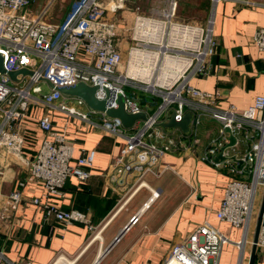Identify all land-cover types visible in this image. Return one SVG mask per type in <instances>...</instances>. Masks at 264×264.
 Returning <instances> with one entry per match:
<instances>
[{
    "label": "built area",
    "instance_id": "built-area-1",
    "mask_svg": "<svg viewBox=\"0 0 264 264\" xmlns=\"http://www.w3.org/2000/svg\"><path fill=\"white\" fill-rule=\"evenodd\" d=\"M211 1L217 4L226 0ZM232 1L243 6L257 4L254 0ZM35 2L0 0V54L6 69V72L0 71V146L6 145L14 153H20L25 134L23 122L31 106L48 109L38 120V128L46 137L30 159L26 177L19 181L18 189L9 194V206L15 208L23 200L22 190L29 182L36 181L41 185L44 200L35 197L32 202L41 205L47 217L53 214L66 223L84 219L81 213L59 209L52 199L63 193L68 177L84 181L91 176L96 151L84 149L72 164L74 144L54 129V111L77 117L126 139L125 155L134 167L142 165L155 153L172 148L173 138L157 130V123L167 121L172 113L179 121L186 112H191L192 119H196L195 127L204 118L219 123V135L212 139L202 159L216 167L227 168L230 173L217 212L218 219L246 232L255 212L258 191L264 189V95H259L246 109L236 105L221 108L215 93L192 85L193 78L207 75L212 67L211 57L218 46L213 19H209L207 25L177 20V0H171L169 11L162 16L137 13L124 59L118 49L115 24L104 20L107 8L100 0H76L59 23L45 19L52 2L34 14ZM118 6H111V9L116 11ZM101 27H107L109 32H102ZM252 40L264 52V27L255 30ZM22 68L32 73H20L17 81L12 80L8 71ZM25 80V85L20 86ZM79 82L97 86L96 97L105 99L107 108H117L119 95H122L127 112L145 111L148 118L138 120L141 126L131 134H127L120 118L110 117L104 111L93 110L102 116L101 121H94L80 109L87 105L82 98L73 96L77 100L72 105L65 101L70 95L60 91L61 87ZM41 83H47L50 90L44 92ZM127 87L133 90L131 94L127 93ZM138 91L159 99L154 112L144 109ZM227 128L236 137V143L230 147H225L230 142ZM241 133L249 148L238 166L234 159L237 155L229 149H235ZM161 139L165 142H159ZM194 141L199 142V138L195 136ZM219 153L225 158L216 162L214 158ZM136 221L137 217H132L131 223ZM232 242L212 223L205 221L172 248L163 264H220L224 245ZM236 244L241 246L242 243ZM257 247L264 251V223ZM0 264L21 263L13 262L0 249Z\"/></svg>",
    "mask_w": 264,
    "mask_h": 264
},
{
    "label": "crops",
    "instance_id": "crops-1",
    "mask_svg": "<svg viewBox=\"0 0 264 264\" xmlns=\"http://www.w3.org/2000/svg\"><path fill=\"white\" fill-rule=\"evenodd\" d=\"M73 1L36 0L32 11L37 14L52 2L45 19L59 23ZM254 1V6H243L232 0L217 4L210 0L209 19H213L218 46L211 57L210 73L193 78L191 83L215 93L221 108L236 105L246 109L259 95H264V52L252 40L255 30L264 27V0ZM115 12L108 9L104 20L115 24L118 49L126 59L131 28L125 31ZM100 30L109 32L107 27ZM69 97L73 96L65 101L76 104L69 102ZM87 106L80 109L94 121H101V114ZM144 109L148 113L156 110L150 106ZM46 111L45 106H31L23 122L25 134L20 153L0 146V249L10 260L21 264H163L177 243L186 239L198 224L209 221L234 242L224 245L220 264H264V251L258 247L253 250L264 189L260 194L258 191L246 232L217 217L230 173L227 168L218 170L202 159L212 138L198 126L202 120L216 122L211 118L202 119L197 127L190 125L188 132L157 126V130L173 138L172 148L157 152L134 167L125 155L126 139L54 111V129L74 144L72 164L84 149L96 151L91 176L84 181L68 177L63 193L52 199L59 209L76 211L84 219L66 223L53 214L47 217L42 206L32 202L35 197L44 200L41 185L36 181L29 182L22 190L23 200L15 208L10 207L9 194L26 177L29 161L46 137L38 128V120ZM140 126L138 121L127 128V134ZM195 136L199 142L194 141ZM159 142L164 143L165 139ZM248 148L241 133L239 143L229 152L241 159ZM134 216L137 221L131 223ZM239 242L241 246L236 244Z\"/></svg>",
    "mask_w": 264,
    "mask_h": 264
},
{
    "label": "rangeland",
    "instance_id": "rangeland-1",
    "mask_svg": "<svg viewBox=\"0 0 264 264\" xmlns=\"http://www.w3.org/2000/svg\"><path fill=\"white\" fill-rule=\"evenodd\" d=\"M75 1L76 0L72 2V5ZM100 2H102V5H104L107 10L110 9L111 6L119 5L115 14L117 20L122 21L121 26L125 31L131 28L133 19L137 13L142 12L144 14L162 16L166 14L171 7V0H100ZM211 11L212 4L210 0H177L175 18L180 21L205 25L210 17ZM109 13L112 14V11L109 10ZM25 82H27V80H25L24 83H20V86L25 85ZM41 85L43 86L44 92L50 90L47 83H41ZM126 91L128 94L133 92V90L129 87L126 88ZM137 94L139 95V100L143 101L144 107L149 105L151 108L157 109L159 99L156 96L140 91H138ZM69 98L73 99H69V102H75L77 100L75 97ZM207 121L208 120L201 121L200 125L198 126L199 130H205L206 132L208 131L211 134L212 139L218 137L219 123ZM216 168L218 170L222 169L220 167ZM261 190L262 189H260L259 194Z\"/></svg>",
    "mask_w": 264,
    "mask_h": 264
},
{
    "label": "water",
    "instance_id": "water-1",
    "mask_svg": "<svg viewBox=\"0 0 264 264\" xmlns=\"http://www.w3.org/2000/svg\"><path fill=\"white\" fill-rule=\"evenodd\" d=\"M0 71L6 72V69L4 67V58L1 54H0ZM20 73L31 74L32 71L26 68H22V69L15 70V71H8L9 76L14 81L18 80V74ZM50 86L53 87L51 84ZM97 88H98L97 86H89L84 82H79L78 84L74 86L61 87L60 91H62L66 95L82 98L92 110L101 111V112L104 111L110 117L120 118L122 121V124L126 128H132L138 120H146L148 118L147 113L145 111H141L139 113L127 112L124 107L125 102H124V97L122 95H119V98H118L119 106L117 108H107L106 100L105 99L100 100L96 97ZM191 124L195 125L196 119H192L191 112H186L183 118L179 121L175 119V113H172L167 121L159 122L157 123L156 126L170 128V129H181L184 132H188ZM227 131L230 133L229 128H227ZM229 140L230 142L225 147L233 146L236 143V137L232 133H230L229 135ZM224 158L225 157L223 156V154L219 153L214 158V161L218 162L220 160H224ZM236 160L239 166L243 163L242 159H236ZM262 223H264V195H263V200H262V204L260 208L259 220L256 226V233H255L254 246H253L254 252L257 249V242H258L259 232H260Z\"/></svg>",
    "mask_w": 264,
    "mask_h": 264
}]
</instances>
